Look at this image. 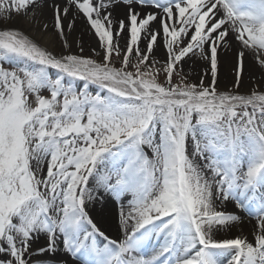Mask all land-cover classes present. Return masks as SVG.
Returning a JSON list of instances; mask_svg holds the SVG:
<instances>
[{
	"label": "snow or ice",
	"instance_id": "1",
	"mask_svg": "<svg viewBox=\"0 0 264 264\" xmlns=\"http://www.w3.org/2000/svg\"><path fill=\"white\" fill-rule=\"evenodd\" d=\"M77 17L99 61L71 53ZM0 21V264H264V0H0ZM226 202L247 235L219 238Z\"/></svg>",
	"mask_w": 264,
	"mask_h": 264
},
{
	"label": "bare ground",
	"instance_id": "2",
	"mask_svg": "<svg viewBox=\"0 0 264 264\" xmlns=\"http://www.w3.org/2000/svg\"><path fill=\"white\" fill-rule=\"evenodd\" d=\"M63 2L64 0L63 1L57 0V3H63ZM115 14L122 17L124 14V9L122 7H117L115 9ZM46 18H47V22L49 23V25H51L52 20H51L50 14ZM76 22L80 23L79 25H82V27L84 28V31H82L81 26L79 27L78 32H77V35H78L77 40L79 42H82L84 40L88 41L89 38H87V36H90L88 34L92 35L93 33L89 31L87 28H85L87 24L80 17H77ZM9 23H11V25L14 27L20 28L21 30H25L28 27L26 23L16 22L14 14H13L12 20ZM0 24H3V23H0ZM74 30H76V28ZM45 43H47V41H45ZM123 43H125V41L122 39L120 41V45H122ZM49 46L51 47L53 45H49ZM54 48H55V52L57 53L62 51L61 43L59 40H56L54 44ZM232 50L233 52L235 51V49H232ZM156 55L158 58H162V59L165 58V52L162 48L157 50ZM233 59L234 58H231L230 56L223 57L222 65H223V61H226L227 68L218 70V87L220 89L222 88L231 89L232 88L233 79L223 81L222 83L219 80H220V76L223 74L222 72L224 71L232 72ZM248 60H252L250 56ZM204 68H205V63L204 61L200 60L198 56L193 57L191 60H188L187 64L184 66L185 72L188 75H191V76L198 75L199 78H200V74H202V72L204 71ZM209 81H210V77H205V83H208ZM250 86H251L250 84L246 83L245 88L241 89V91H245ZM221 208H224L227 211L237 212L242 217V223L233 227L230 232L228 231L221 232L219 234V238H233L234 236L240 235V234L247 235L251 231L252 226L255 224L254 218H250L245 213L239 212V210L235 208V205L230 202H226L225 204H222ZM116 212H117L116 205L109 203L106 208H104L103 205H99V204L96 205V211L94 213L96 215L97 220L99 221V226L101 227V230L105 231L106 234H108L113 239L121 238V233H120L118 223H117V218H116ZM249 239H251L250 236H249Z\"/></svg>",
	"mask_w": 264,
	"mask_h": 264
},
{
	"label": "rangeland",
	"instance_id": "3",
	"mask_svg": "<svg viewBox=\"0 0 264 264\" xmlns=\"http://www.w3.org/2000/svg\"><path fill=\"white\" fill-rule=\"evenodd\" d=\"M63 1V0H62ZM15 15V14H14ZM0 23H5L4 21H0ZM80 23H75V27L74 29L76 28V30L72 31L71 34H70V37L69 39L71 41H78L77 38H78V35H77V32H78V29L79 27L81 26V30L84 31V28L82 27V25H79ZM85 28H89L88 25L85 26ZM90 36H87L88 41L84 40L82 42H80L84 48V51L81 53L80 52V49L79 47L77 46L76 43H73V46L71 48V53L72 54H78V55H83L85 57H91L93 59H96L97 61H99L101 59V56L100 55H96L92 52V49L93 48H97V38L91 34H88ZM79 42V41H78ZM124 46V43L121 45V47ZM97 50L99 51V49L97 48ZM57 53V52H56ZM60 53V52H58ZM233 50L232 49H226V50H223L220 52V57H221V60H223V57H227V56H230L231 58H234V55H233ZM102 55V54H101ZM158 58V57H157ZM161 60H163L162 58H159ZM113 62L115 63V65L117 67H119V60L118 58L116 57H113ZM248 64H249V71L247 73V75L245 76V84L248 83L250 85H253L255 84L257 81H259L262 77L260 76V69L258 66H253V61L252 60H248ZM226 61H223V65L222 67H220L219 69H225L227 68L226 67ZM185 71V69H184ZM186 73V72H185ZM223 74L220 76V82L222 83L223 81H227V80H231L233 79V82H234V73L233 72H230V71H224L222 72ZM53 76L55 75V73L53 72L52 73ZM187 74V73H186ZM189 78L193 81V82H198L199 80V76L198 75H188ZM82 85V82H79L78 83V87ZM220 89V88H219ZM225 88H222L221 90H224ZM98 89L96 88V86H90V91H92L93 93H95ZM43 94L47 95L48 93L47 92H44Z\"/></svg>",
	"mask_w": 264,
	"mask_h": 264
}]
</instances>
